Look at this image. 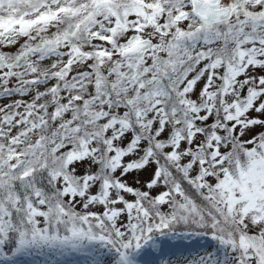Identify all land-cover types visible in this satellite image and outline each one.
Returning a JSON list of instances; mask_svg holds the SVG:
<instances>
[{
	"label": "snow or ice",
	"instance_id": "snow-or-ice-1",
	"mask_svg": "<svg viewBox=\"0 0 264 264\" xmlns=\"http://www.w3.org/2000/svg\"><path fill=\"white\" fill-rule=\"evenodd\" d=\"M0 264H264V0H0Z\"/></svg>",
	"mask_w": 264,
	"mask_h": 264
},
{
	"label": "rangeland",
	"instance_id": "rangeland-1",
	"mask_svg": "<svg viewBox=\"0 0 264 264\" xmlns=\"http://www.w3.org/2000/svg\"><path fill=\"white\" fill-rule=\"evenodd\" d=\"M193 239H195V238H193ZM200 242L201 243H207L208 241H206L205 239H201Z\"/></svg>",
	"mask_w": 264,
	"mask_h": 264
}]
</instances>
